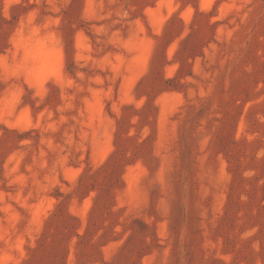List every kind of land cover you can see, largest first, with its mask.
Listing matches in <instances>:
<instances>
[{"label": "rangeland", "instance_id": "374dc122", "mask_svg": "<svg viewBox=\"0 0 264 264\" xmlns=\"http://www.w3.org/2000/svg\"><path fill=\"white\" fill-rule=\"evenodd\" d=\"M0 264H264V0H0Z\"/></svg>", "mask_w": 264, "mask_h": 264}]
</instances>
